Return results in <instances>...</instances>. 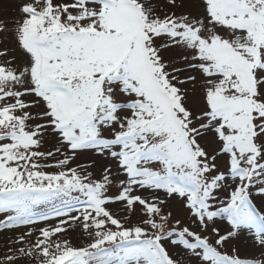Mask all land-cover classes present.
Listing matches in <instances>:
<instances>
[{
	"label": "snow or ice",
	"instance_id": "1",
	"mask_svg": "<svg viewBox=\"0 0 264 264\" xmlns=\"http://www.w3.org/2000/svg\"><path fill=\"white\" fill-rule=\"evenodd\" d=\"M16 8L0 264H264V0Z\"/></svg>",
	"mask_w": 264,
	"mask_h": 264
},
{
	"label": "rangeland",
	"instance_id": "2",
	"mask_svg": "<svg viewBox=\"0 0 264 264\" xmlns=\"http://www.w3.org/2000/svg\"><path fill=\"white\" fill-rule=\"evenodd\" d=\"M18 0H0V19L8 18L9 20L17 16V4ZM23 231V229L19 230ZM17 232H4L0 233V256L5 254L6 247L8 246V241L10 238H14ZM74 243H79L77 239V234L75 232L71 233L69 236ZM242 252L252 251L251 240H242ZM258 255V253H256Z\"/></svg>",
	"mask_w": 264,
	"mask_h": 264
}]
</instances>
